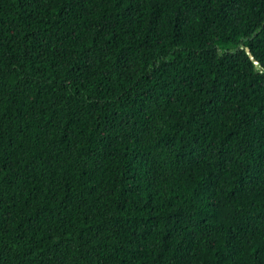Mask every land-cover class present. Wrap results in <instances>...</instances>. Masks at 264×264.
<instances>
[{"label":"trees","instance_id":"trees-1","mask_svg":"<svg viewBox=\"0 0 264 264\" xmlns=\"http://www.w3.org/2000/svg\"><path fill=\"white\" fill-rule=\"evenodd\" d=\"M0 264H264V0H0Z\"/></svg>","mask_w":264,"mask_h":264}]
</instances>
